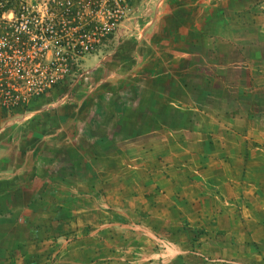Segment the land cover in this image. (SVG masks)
Wrapping results in <instances>:
<instances>
[{
	"label": "rangeland",
	"instance_id": "374dc122",
	"mask_svg": "<svg viewBox=\"0 0 264 264\" xmlns=\"http://www.w3.org/2000/svg\"><path fill=\"white\" fill-rule=\"evenodd\" d=\"M5 155L0 264H264V0H0Z\"/></svg>",
	"mask_w": 264,
	"mask_h": 264
},
{
	"label": "crops",
	"instance_id": "0c3cea01",
	"mask_svg": "<svg viewBox=\"0 0 264 264\" xmlns=\"http://www.w3.org/2000/svg\"><path fill=\"white\" fill-rule=\"evenodd\" d=\"M23 172L24 169L21 164L16 166L14 163H9V157L6 155L0 157V220L14 217L17 213L21 217H25L24 214L32 209L33 201L39 202L41 197H45L47 193L53 191L50 189L51 182L49 181L50 185L45 183L48 180L40 179L38 173L35 172L36 175H31V178L27 180ZM36 176L37 178H35ZM18 191L20 193L23 191L26 194V199L24 198L25 201L22 200L15 204L13 199L15 194L19 196ZM29 196L31 198L27 199ZM25 219L27 218L25 217ZM29 227L33 226H28V229Z\"/></svg>",
	"mask_w": 264,
	"mask_h": 264
},
{
	"label": "built area",
	"instance_id": "2783aa9c",
	"mask_svg": "<svg viewBox=\"0 0 264 264\" xmlns=\"http://www.w3.org/2000/svg\"><path fill=\"white\" fill-rule=\"evenodd\" d=\"M104 18H106V21L103 25H101L99 22H97L95 25H93L92 23L89 24V26H93L95 28L91 30L92 34H90L89 31L82 33L81 31H84V29L80 30V32L83 34V37L78 42H74L72 40L73 34H72V37H69L68 35L66 39V49L71 50V51H79V52H87V53L94 50V46L96 42H98L97 37H99V35H102V34H108V32H110L115 26V22L110 20L111 19L110 16L105 14ZM78 26L79 24L73 25V27L76 29L77 28L79 29ZM72 28H69L67 32L71 33ZM97 33L99 34L97 35ZM89 35H95V36L90 38ZM57 54H59V52Z\"/></svg>",
	"mask_w": 264,
	"mask_h": 264
}]
</instances>
